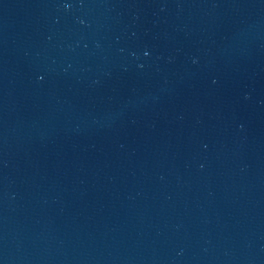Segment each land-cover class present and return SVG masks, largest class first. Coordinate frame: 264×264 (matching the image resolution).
Wrapping results in <instances>:
<instances>
[{"label":"water","instance_id":"water-1","mask_svg":"<svg viewBox=\"0 0 264 264\" xmlns=\"http://www.w3.org/2000/svg\"><path fill=\"white\" fill-rule=\"evenodd\" d=\"M0 264H264V0H0Z\"/></svg>","mask_w":264,"mask_h":264}]
</instances>
